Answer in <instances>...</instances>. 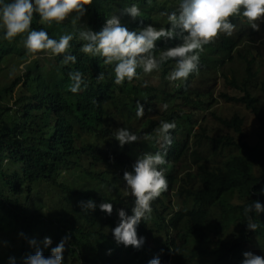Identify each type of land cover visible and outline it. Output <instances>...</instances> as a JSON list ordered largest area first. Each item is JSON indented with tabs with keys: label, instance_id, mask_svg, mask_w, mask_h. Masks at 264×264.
Masks as SVG:
<instances>
[{
	"label": "trees",
	"instance_id": "16d2710c",
	"mask_svg": "<svg viewBox=\"0 0 264 264\" xmlns=\"http://www.w3.org/2000/svg\"><path fill=\"white\" fill-rule=\"evenodd\" d=\"M177 1L180 0H93L85 6L86 14L75 23V12L64 21H53L51 24L41 23L39 15L34 13L30 30L43 29L53 39L73 34L68 54L76 56L77 62L65 65L62 63L65 54L53 55L51 50H42L40 54H48L54 61L53 81L49 82L39 71L33 75L34 69L39 70L38 59L31 65L27 64L23 73L9 85L0 88V225L4 227V233L19 234L18 243L13 241L7 244L9 256L0 253V264H10L9 257H15V264H22V257L34 252L28 243L32 238L37 241H42L44 237L51 238L52 245L43 249L44 255L48 256L51 247H56L65 235H70L71 239L65 245L63 264H123L122 247L127 249L124 250L128 263L138 259V250L123 244L115 247L108 234L117 226L119 218L116 210L122 208L127 215H132L135 198L131 194H122L113 186L108 191L105 185L109 182L105 180V172L101 168L102 164L114 162L119 168L131 170L130 160L152 145V142L142 141L147 134L145 132H150L162 120L175 122L177 127L182 126L183 121L191 126H185L186 138L182 145H177L175 138L172 140L175 165L167 178L170 183L168 190L151 202L152 212L147 220H142L138 225V236L147 232L145 226L168 221L171 230L182 240L181 246H188V235L199 237L206 243L233 244L237 240L248 243L244 232L248 217L244 215V208L254 200L264 203V194L260 193L264 187V109L251 92L252 87H256L257 71L254 70L256 60L249 42H253V36L261 39L264 22H260V31H254L242 15L231 17V23L236 25L233 34L227 36L222 33L215 42L204 45L203 52L209 54V57L205 56L208 60H202L198 72L190 74L186 82L172 81V89L166 88L170 86L167 77L175 67V60L166 61L153 73H144L142 68H138L137 76L132 81L125 80L122 85H116L113 65L104 64L102 57L80 51L84 41L78 35L85 26L98 32L108 17L117 15L124 26L135 31L150 22L156 24L157 19L162 20V12L175 11L173 8ZM133 4L140 8L142 14L135 21L122 14L125 7ZM164 26L169 27V22ZM178 42L161 39L157 42L155 55L158 57L162 49L175 46ZM241 44L243 47L239 50ZM212 54L214 60L216 55L219 60L213 61L214 65L210 66L208 62L212 60ZM13 55L21 59L27 56L23 46H17L7 39L0 42V64L6 63ZM235 58L244 65V76L240 80L232 70L225 72L223 69L225 63ZM74 71L81 72L87 83V87L82 85V90L76 94L69 90L72 83L69 73ZM101 72L105 78L98 82L97 75ZM208 74L214 78L222 77L224 84L239 94L231 96L221 92L218 98L231 105H242L258 122L259 134L257 141L250 143L243 130L244 118L238 113L228 118L210 112L219 133L229 131L232 136L209 137L200 126L203 134H196L197 143L200 146L206 138L212 153L201 158L196 149L187 157L192 127L201 119L204 111L219 100L213 97L208 87L191 85L195 77ZM155 75L162 84L155 87L159 98L157 103L148 104L155 100L152 95L155 89L148 82L145 87L144 83L147 77ZM208 81L206 78V84ZM16 87L21 89L19 96L11 104L5 103V97H11ZM138 101L147 102L143 103L148 110L142 118L147 113L159 117V122L150 118L144 121L147 130H143L145 125L142 130L132 125L137 118ZM165 104L167 109H164ZM120 127L137 135L139 140L120 149L117 145L119 142L115 140V131ZM124 155L128 163L122 160ZM214 156H222L224 160L217 163L212 158ZM183 157H186L183 162L186 173L178 177L175 170ZM189 159L191 164L186 163ZM200 160L208 164H200ZM192 165L195 173L190 172ZM62 172L74 174L78 179L84 178L88 183L80 186L69 182L62 177ZM45 186L58 190L64 204L62 206L82 214L89 230L69 218L53 214L43 203L41 190ZM173 188L175 193H171ZM88 199L94 200L97 208L85 213L78 202ZM232 199L240 204H233ZM102 201L113 204L111 216L100 211L98 205ZM214 205L221 208L218 216H215L217 211L212 210ZM175 207L178 209L173 211ZM249 215L254 217V212ZM237 223L239 226H233L238 231L237 235L232 232L234 240L219 239L218 231ZM236 246V250L242 248L237 243ZM109 249L112 250L111 254H108ZM192 258V253H189L185 261L190 262ZM222 264H228L227 260H222Z\"/></svg>",
	"mask_w": 264,
	"mask_h": 264
},
{
	"label": "clouds",
	"instance_id": "9594fccd",
	"mask_svg": "<svg viewBox=\"0 0 264 264\" xmlns=\"http://www.w3.org/2000/svg\"><path fill=\"white\" fill-rule=\"evenodd\" d=\"M92 2L93 0H11V2L5 3L4 0H0V26L4 29V39L12 40L17 35L27 32L24 47L29 52L38 53L42 50H51L53 55L65 54L63 64H75L76 56L68 54V49L71 47L70 41L74 38L73 34H64L59 39H53L43 29L30 30L33 15L34 13L38 14L41 23L51 24L53 21L62 22L69 14L75 12L77 14L73 19V23H75L86 14L85 6ZM177 2L173 8L175 11L161 13L165 19H157L158 21L154 19L156 24L150 22L149 25L135 31H130L124 26L117 15L108 17L98 32L85 26L78 35V38L84 41L80 51L102 57L104 64L113 65L114 84L116 85H122L125 80L132 81L137 76L138 68H142L144 73H153L166 61L175 60V67L167 77L170 86L166 88L172 89V81L186 82L190 74L198 72L202 60L205 59L203 56L204 45L215 42L222 33L227 36L233 34L236 25L231 23V17L242 15L254 31H260L258 21L264 22V0H180ZM122 14L128 15L133 21L142 15L136 4L125 7ZM167 22H169V27L164 26ZM161 39L165 41L178 40L179 42L175 46L162 49L157 57L155 49L157 42ZM69 77L72 82L69 90L73 94L80 92L82 85L84 88L87 87L81 72H71ZM104 78L103 72L97 75L98 82L103 81ZM151 78H156L157 83L162 85L155 75L145 79V87L148 82L151 88H157L158 85L150 84L149 79ZM196 78L199 76L193 79L194 84ZM199 84L198 82L197 85ZM152 95L155 100H151V103L148 104L158 102L159 97L156 89L153 90ZM143 103L147 102H137V118L132 122L133 127L136 126L138 130H142L141 128L145 125L144 121L148 118L159 122L158 116H151L149 113L145 118H142L144 112L148 110L145 107L146 104ZM164 109H167L166 104ZM198 122L193 127L198 126ZM181 125L177 127L175 122L162 120L150 132H145L147 134L144 135L142 141L152 142V145L145 147L142 154L130 160L131 170L119 168L114 162L109 165L102 164L101 169L105 172L104 178L109 182L105 185L107 190L109 191L110 186H113L122 194H131L135 198L132 215H127L122 208L117 209L119 218L117 226L108 232L115 247L119 248L117 244H123L125 247L131 246L138 250L139 258L134 259L133 263H128L125 251L127 249L120 248L123 250L121 257L124 260L123 264H222L224 259L228 264H264V203L261 204L258 200L252 201L244 208V215L248 217V221L244 225L248 243L240 242L241 240H237L233 244L206 243L199 237L188 235L186 237L188 244L185 242L188 246H181L182 240L176 236V232L171 230L168 221H165V224L145 226L147 232L138 236V225L142 220H147L152 212L151 202L168 190L170 183L167 178L172 174L175 165V161L172 159L174 152L172 142L175 138L176 144L182 145L186 138L185 126L188 125V128L191 126L184 121ZM192 129L190 137L196 135V131L193 133ZM143 130H147L146 125ZM115 140L119 142L117 145L120 149H125L124 145L137 142L139 137L128 129L120 127L115 131ZM187 147L188 157L193 150H190V146ZM122 160L128 163L125 155ZM184 160L186 161V157H183L182 163H179L175 170L178 177L186 173L184 167L183 172L180 170ZM187 162L190 163L191 160ZM120 179H123L125 184L118 188ZM172 190L171 193L175 188ZM260 193L264 194V187L260 189ZM232 203L240 204L236 199H232ZM78 206L85 213L95 211L97 208L96 202L92 199L81 200L78 202ZM98 207L100 211L109 216L114 210L112 203L104 201ZM177 209L178 207H175L173 211ZM212 210L217 211L215 216L221 213V208L215 205L212 206ZM252 212H254V217L249 215ZM233 226H239V223L231 224L218 231L219 239L234 240L233 233L237 235L238 231ZM234 229L235 231H233ZM20 235L23 236V233ZM70 239V235H65L56 247H51L48 256L44 255L43 249L52 245L50 237H44L42 241H37L35 238L29 239L28 243L34 252L22 257V264H63L65 245ZM236 243L241 245L240 250H236ZM111 251L109 249L108 254H111ZM189 253H192L193 258L190 262H186V256ZM9 262L15 264V257H9Z\"/></svg>",
	"mask_w": 264,
	"mask_h": 264
},
{
	"label": "rangeland",
	"instance_id": "374dc122",
	"mask_svg": "<svg viewBox=\"0 0 264 264\" xmlns=\"http://www.w3.org/2000/svg\"><path fill=\"white\" fill-rule=\"evenodd\" d=\"M257 23H260V22L258 21ZM260 32H261L260 33L261 39L255 38L253 36V39H252L253 42H249L250 48L253 50L255 60H256V62L254 64V70L257 71V76L255 78L256 79V84H255L256 87H252L251 92H252V95L258 99L259 104L264 109V32H263V30ZM0 34L2 35L0 37V42H4V40H5L4 34L5 33H4V29L2 26H0ZM25 38H26L25 33H22V34L17 35L12 40H10L12 43L16 44L17 46H21V47L23 46V49L26 51L27 56L25 59H21L20 56H14L13 55V57H11L10 59H7L8 61L6 63L0 64V88L9 85L15 77L20 76L23 73L27 64L31 65L34 62V60H38V59H39V70L34 69L33 75H35L39 71V73L44 78H46L49 82L53 81L54 74H55V72H53V69L55 67L53 59L48 54H40L39 52L38 53L29 52L24 47ZM245 43L248 44V41L246 40ZM242 47H243L242 44L239 45V47H238L239 50H241ZM234 55L236 56V54H234ZM203 56L209 57V54L204 52ZM210 57L212 58V60H209L208 63L210 66H213L214 65L213 61L219 60L218 59L219 56L216 55L215 60H214L213 54ZM205 59H207V58L205 57ZM223 69L225 72H227L228 70H232L233 75H235L237 77V80H240L244 76V71H243L244 65L236 58L231 62L225 63ZM210 74L205 75V77L201 76L199 78H196L195 84L192 82L191 85L196 86L199 82L200 86L202 88L208 87L212 91L213 97L217 98V99H219L218 95L221 92L226 93V94L231 95V96L239 95L236 91L231 90L230 87H227L224 84V80L222 77L216 76V78H214ZM206 78L209 80L207 84H206ZM149 82L153 86L158 85L156 78L149 79ZM262 86H263V90H262ZM20 90L21 89L19 87H16L14 89L13 93L11 94V97H9V98L5 97L4 102L11 104L19 96ZM210 112H214L217 115L225 116L228 118L231 117L232 114L238 113V115H240L241 117L244 118L243 130L245 132V135H246L248 141L250 143H255L257 141V137L259 134L258 122L254 119V117L242 105H231L230 103H225L223 100L219 99L217 102H215V103H213V105H211V108L208 111L204 112L205 114H204L203 119L199 120V122H198V124L202 128L205 129V132H207L209 137L210 136L218 137V136L226 135V134H228L229 136H232V133L229 131H228V133H227V131H222L223 133L222 132L219 133V131L217 129V125L210 118V115H209ZM199 125L193 127L192 132L194 133L196 131L197 135H198V133L199 134L201 133V135H202L203 132L198 130ZM197 142H198V138L196 135L190 137V144L188 145V146H190V150H196L197 149V150H199V154H200L201 158H203L204 156L208 157L209 152L212 153V149L210 150V146L207 145V143H208L207 139L206 138L203 139L200 146ZM212 158H215V161L217 160V163L224 160L222 156H214ZM189 161H190V159H189ZM5 163H6V161H5ZM186 163H188V162H186ZM190 164H191V162H190ZM200 164H208V163L203 160L200 162ZM209 164H211V163H209ZM183 167H184L183 165L180 166L181 172L184 171ZM193 167L194 166L192 165L191 166V172L195 173V170L192 169ZM61 175L64 179L68 180L69 182H75V183H77V185H80V186L88 183V181L85 180L84 178L78 179L74 174H71V173L62 172ZM123 184H125V181L123 179H120V182L118 184V188H120V186ZM41 191L43 194V196H42L43 197V203L46 205V207H49L53 211V214H55L59 217L69 218V219L73 220L74 222H76L77 224L82 225L83 228L89 230V225H87L85 223L84 217L82 216V214L72 212L69 209H66L65 206H62L64 204H62V202L59 198L60 195H58V190L56 191L55 188L45 186V187H43V189ZM3 228L4 227L2 225H0V249H1L0 253H1V255H5V254L8 255L9 245H7V244L12 243L13 241L15 243H18L19 242V234L12 233V232L9 234L4 233Z\"/></svg>",
	"mask_w": 264,
	"mask_h": 264
}]
</instances>
